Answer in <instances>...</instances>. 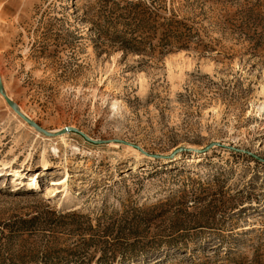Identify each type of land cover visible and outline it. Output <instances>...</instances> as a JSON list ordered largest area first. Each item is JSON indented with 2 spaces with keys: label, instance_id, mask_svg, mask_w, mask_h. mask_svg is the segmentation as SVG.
<instances>
[{
  "label": "rangeland",
  "instance_id": "1",
  "mask_svg": "<svg viewBox=\"0 0 264 264\" xmlns=\"http://www.w3.org/2000/svg\"><path fill=\"white\" fill-rule=\"evenodd\" d=\"M0 76V264H264V0H0Z\"/></svg>",
  "mask_w": 264,
  "mask_h": 264
},
{
  "label": "water",
  "instance_id": "2",
  "mask_svg": "<svg viewBox=\"0 0 264 264\" xmlns=\"http://www.w3.org/2000/svg\"><path fill=\"white\" fill-rule=\"evenodd\" d=\"M0 93L2 95H4L7 103L9 104V106L18 113V115L20 117H22V119H24L27 123H29L31 126L35 127L36 129H38L39 131H42L45 135L47 136H52L53 134H50L48 133L47 131H45L41 126H39L37 123H35L34 121H32L31 119H29L27 116H25L24 114H22L21 112H19L17 110V107L16 105L14 104V102L4 93V86H3V83H2V78L0 76ZM70 131H73V132H78L77 129L75 128H65L64 130L60 131L59 133H57L56 135H63L67 132H70ZM85 139L89 140V141H92V142H95V143H103V141H94L92 139H90L88 136L84 135L82 132H79ZM133 147H135L136 149H139L143 154L147 155V156H151L153 158H159L161 156H158V155H149L148 153H146L144 150H142L139 146L137 145H132ZM208 150V148L204 151H201L202 153L206 152Z\"/></svg>",
  "mask_w": 264,
  "mask_h": 264
},
{
  "label": "bare ground",
  "instance_id": "3",
  "mask_svg": "<svg viewBox=\"0 0 264 264\" xmlns=\"http://www.w3.org/2000/svg\"><path fill=\"white\" fill-rule=\"evenodd\" d=\"M4 93L7 95V93H6V91H5V89H4ZM2 95V94H1ZM3 97H4V95H2ZM8 96V95H7ZM9 97V96H8ZM4 99H5V97H4ZM17 107V106H16ZM17 110L19 111V112H21L18 108H17ZM16 112V111H15ZM17 113V112H16ZM22 113V112H21ZM18 114V113H17ZM22 114H24V113H22ZM25 115V114H24ZM26 116V115H25ZM22 118V117H21ZM67 135V134H66ZM68 136V135H67ZM65 136H62L61 138L63 139ZM14 175L15 176H21L18 172H16V171H14ZM41 175H43V173H40V176Z\"/></svg>",
  "mask_w": 264,
  "mask_h": 264
}]
</instances>
